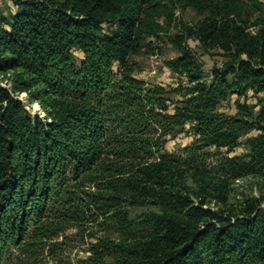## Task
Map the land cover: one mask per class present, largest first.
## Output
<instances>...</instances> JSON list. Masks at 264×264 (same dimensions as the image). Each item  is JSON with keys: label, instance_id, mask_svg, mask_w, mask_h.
I'll list each match as a JSON object with an SVG mask.
<instances>
[{"label": "trees", "instance_id": "trees-1", "mask_svg": "<svg viewBox=\"0 0 264 264\" xmlns=\"http://www.w3.org/2000/svg\"><path fill=\"white\" fill-rule=\"evenodd\" d=\"M11 1L0 10V264H264L261 198L229 201L237 178L264 180V16L251 13L262 3L187 0L207 12L196 23L164 6L172 35L144 0ZM161 34L178 52L165 61L184 79L173 87L133 74L132 55ZM191 38L226 59L210 80ZM232 95L244 101L229 113ZM183 132L181 153L166 152ZM136 207L147 209L132 218ZM68 247L84 256L63 262Z\"/></svg>", "mask_w": 264, "mask_h": 264}, {"label": "rangeland", "instance_id": "rangeland-1", "mask_svg": "<svg viewBox=\"0 0 264 264\" xmlns=\"http://www.w3.org/2000/svg\"><path fill=\"white\" fill-rule=\"evenodd\" d=\"M145 1V9L148 12H156L157 14L154 16L155 20L163 24L165 27L172 28L171 34L173 35L176 32V29L173 28V23L168 25L167 23V14L166 8L164 6L171 7V10L174 12L176 17L183 19L188 23H196L201 20L204 16L207 15L205 13H199L198 10L193 8L192 6L186 5L187 0H144ZM262 5L260 7V11L255 12L256 8H251V13L253 16L261 14L264 16V0H259ZM155 4H158L157 6ZM15 6L11 0H0V10L9 14L15 10ZM112 23L104 24V30H110ZM188 45L191 49L196 53V56L202 63V68L206 72V78L210 80L211 69L214 66L221 65L226 59L220 55L219 51L212 52H204L199 45V42L194 39H188ZM178 52L170 45L164 35H160V37H150L146 38L141 43L140 52L132 55L131 60L135 64V69L133 74L139 78L144 79L148 84H160L165 87L175 86L179 81H183L184 79L180 77L178 74L171 71L165 64V61L177 56ZM79 52H75V56L78 57ZM0 82L2 85L9 86L10 82L8 77H3L0 75ZM14 96L18 97L25 104L26 109L32 116L44 117V111L40 108L39 104L36 102L29 103L27 100V95L25 92L22 93H14ZM237 100L243 102L244 99H238L236 95L230 96L227 100L223 101L222 109L229 113H234L236 111V102ZM36 104V106H35ZM192 134L188 132L180 133L176 136H172L168 139L164 146V150L168 153L179 154L182 151V148L188 144L192 140ZM246 140H241V145L236 148L235 154H241L245 151L244 144ZM218 149L215 152H219ZM231 195H230V203L234 205H238L245 198L250 196H256L261 198V207L264 208V180L259 179L253 176H244L237 178L233 181L231 185ZM211 206L217 208V205L211 203ZM147 207H136L131 210V217L134 218L136 215L145 211ZM106 236L119 239L122 238L123 235L121 233L115 232H107ZM84 256L83 252H80L77 248L68 247L65 249L64 253H62L63 262L72 261L74 262L78 257ZM53 264V263H52Z\"/></svg>", "mask_w": 264, "mask_h": 264}, {"label": "bare ground", "instance_id": "bare-ground-1", "mask_svg": "<svg viewBox=\"0 0 264 264\" xmlns=\"http://www.w3.org/2000/svg\"><path fill=\"white\" fill-rule=\"evenodd\" d=\"M35 106H36V104H35Z\"/></svg>", "mask_w": 264, "mask_h": 264}]
</instances>
